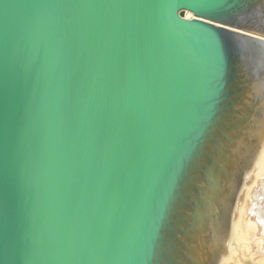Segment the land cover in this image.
Masks as SVG:
<instances>
[{"label":"water","instance_id":"95a60500","mask_svg":"<svg viewBox=\"0 0 264 264\" xmlns=\"http://www.w3.org/2000/svg\"><path fill=\"white\" fill-rule=\"evenodd\" d=\"M264 150V0H0V264H228Z\"/></svg>","mask_w":264,"mask_h":264},{"label":"rangeland","instance_id":"374dc122","mask_svg":"<svg viewBox=\"0 0 264 264\" xmlns=\"http://www.w3.org/2000/svg\"><path fill=\"white\" fill-rule=\"evenodd\" d=\"M242 221L250 250L243 252L234 245L238 255L229 264H264V172L257 170Z\"/></svg>","mask_w":264,"mask_h":264},{"label":"bare ground","instance_id":"6f19581e","mask_svg":"<svg viewBox=\"0 0 264 264\" xmlns=\"http://www.w3.org/2000/svg\"><path fill=\"white\" fill-rule=\"evenodd\" d=\"M258 172L262 173L264 172V150H263V154L258 166ZM248 233H246V231L244 230V226H243V221H241L237 236H236V240L234 245L237 246L238 248H241V250L244 252L245 250L249 251L250 250V244H249V239H248ZM251 242V241H250ZM252 244V243H251ZM238 252L237 250L233 247L232 252H231V256L229 259L228 264L230 263V261L233 259V257L237 256Z\"/></svg>","mask_w":264,"mask_h":264}]
</instances>
